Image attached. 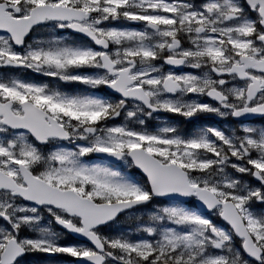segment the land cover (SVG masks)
Wrapping results in <instances>:
<instances>
[{
    "label": "snow or ice",
    "instance_id": "obj_1",
    "mask_svg": "<svg viewBox=\"0 0 264 264\" xmlns=\"http://www.w3.org/2000/svg\"><path fill=\"white\" fill-rule=\"evenodd\" d=\"M0 264H264V0H0Z\"/></svg>",
    "mask_w": 264,
    "mask_h": 264
}]
</instances>
